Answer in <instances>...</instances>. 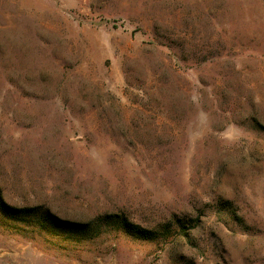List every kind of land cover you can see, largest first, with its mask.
<instances>
[{"label": "rangeland", "instance_id": "rangeland-1", "mask_svg": "<svg viewBox=\"0 0 264 264\" xmlns=\"http://www.w3.org/2000/svg\"><path fill=\"white\" fill-rule=\"evenodd\" d=\"M0 191L198 224L73 243L0 216V264H264V0H0Z\"/></svg>", "mask_w": 264, "mask_h": 264}, {"label": "trees", "instance_id": "trees-1", "mask_svg": "<svg viewBox=\"0 0 264 264\" xmlns=\"http://www.w3.org/2000/svg\"><path fill=\"white\" fill-rule=\"evenodd\" d=\"M224 212L242 222L230 202L221 203ZM0 216L15 229L25 227L33 232L73 243L90 242L112 232H121L146 242H166L182 238L190 240L191 233L197 227L194 219L173 215L169 220L153 228H145L133 223L124 214H104L86 223H75L59 218L44 206L31 208L11 207L4 201L0 191Z\"/></svg>", "mask_w": 264, "mask_h": 264}]
</instances>
